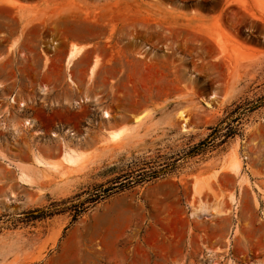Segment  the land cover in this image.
<instances>
[{
  "label": "rangeland",
  "instance_id": "obj_1",
  "mask_svg": "<svg viewBox=\"0 0 264 264\" xmlns=\"http://www.w3.org/2000/svg\"><path fill=\"white\" fill-rule=\"evenodd\" d=\"M246 103L235 137L186 155ZM0 264H264V0H0Z\"/></svg>",
  "mask_w": 264,
  "mask_h": 264
},
{
  "label": "bare ground",
  "instance_id": "obj_2",
  "mask_svg": "<svg viewBox=\"0 0 264 264\" xmlns=\"http://www.w3.org/2000/svg\"><path fill=\"white\" fill-rule=\"evenodd\" d=\"M22 6H25V5H22ZM85 49H86V47L82 46V45L81 46L80 45H71V48L69 50L67 60H66L67 68L72 66L73 62L75 60H77L83 54ZM97 65H98V63L95 62L94 66L90 70L91 75L94 74V71H95ZM231 98H232V96H227L226 98H224L225 102L230 100ZM85 101L86 100H81L78 104L84 103ZM103 116H104V118H108V120L111 117L108 112H104ZM144 116H146V114L143 115L141 118H139V120L142 119ZM179 118H181V121H182V124H181L182 130L184 132H188V130H187L188 119L185 118V116H183L182 113L180 114ZM104 120L107 121L106 119H104ZM25 124H26V126L30 125L29 122H26ZM103 134H104V138L106 139V141L111 142V143H119V142L126 139V137L129 135V132L127 131L126 128H120L117 130L105 129V130H103ZM33 155H34V164L33 165H34V168H36L37 170L40 168H42V169L43 168H47V169L48 168H52V169L57 168L58 169V167L55 164H52L49 161H47L41 154L35 153ZM83 156H84V152H82V150H80L79 148H76V147H72L68 143H66V144L64 143L62 153H61V158H60V161L62 163L61 165H64L65 167H68V168H75L80 164V162H82ZM240 162H241V160H238L236 158H232L229 162L224 163L220 170H222V171L228 170L234 174H238L240 169H241V163ZM16 167L18 169L17 170L18 171V180L21 183L26 184V185L29 183L30 184L33 183L31 180L32 179V174H30L31 171L30 172L26 171V169L22 165H17ZM218 173H219V171L215 172L213 174V177L216 178V175ZM204 183H205V180H203V179L202 180H198V179L195 180V182L193 183V195L194 196L199 195L201 193L200 189ZM208 208H209V205L201 203L197 206L196 209H194L193 215L195 217H198L199 213H202V212L205 213L208 210Z\"/></svg>",
  "mask_w": 264,
  "mask_h": 264
},
{
  "label": "trees",
  "instance_id": "obj_3",
  "mask_svg": "<svg viewBox=\"0 0 264 264\" xmlns=\"http://www.w3.org/2000/svg\"><path fill=\"white\" fill-rule=\"evenodd\" d=\"M258 106L251 105V103H246L241 106H236V108L227 116L219 126L211 129L212 133L204 140L201 141L198 145L194 146L193 148L189 149L187 152V156H197L204 154L207 150V148L213 146L216 144V142L222 138L224 140L222 143H224L227 139L235 137L239 130L240 125L243 120V118L246 116V114L251 113L252 111L256 110ZM107 191H104L103 194L101 193L94 194V198L92 199L94 202L98 201L100 198H102ZM62 204H66V202H62ZM84 203H80L78 206L72 205V208H75L72 210L71 208H64L59 209V205L55 204L51 206V209L44 210V209H37L33 211H29L24 214L25 222H32L36 220H42L46 219L48 217H53L55 215H59L62 213H65L67 211H74L72 217L73 221H76L78 217L84 212L83 206ZM77 207H80L82 209H78Z\"/></svg>",
  "mask_w": 264,
  "mask_h": 264
},
{
  "label": "crops",
  "instance_id": "obj_4",
  "mask_svg": "<svg viewBox=\"0 0 264 264\" xmlns=\"http://www.w3.org/2000/svg\"><path fill=\"white\" fill-rule=\"evenodd\" d=\"M106 120H108V118H106ZM23 184V183H22Z\"/></svg>",
  "mask_w": 264,
  "mask_h": 264
}]
</instances>
